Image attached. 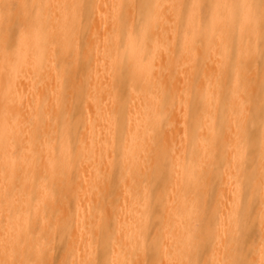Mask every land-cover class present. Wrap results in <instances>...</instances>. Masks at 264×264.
<instances>
[{"label":"bare ground","instance_id":"1","mask_svg":"<svg viewBox=\"0 0 264 264\" xmlns=\"http://www.w3.org/2000/svg\"><path fill=\"white\" fill-rule=\"evenodd\" d=\"M0 264H264V0H0Z\"/></svg>","mask_w":264,"mask_h":264},{"label":"rangeland","instance_id":"2","mask_svg":"<svg viewBox=\"0 0 264 264\" xmlns=\"http://www.w3.org/2000/svg\"><path fill=\"white\" fill-rule=\"evenodd\" d=\"M138 17H139V14H138Z\"/></svg>","mask_w":264,"mask_h":264}]
</instances>
